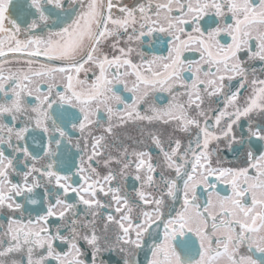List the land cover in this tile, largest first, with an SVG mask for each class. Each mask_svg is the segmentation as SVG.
I'll return each instance as SVG.
<instances>
[{"label": "snow or ice", "instance_id": "snow-or-ice-1", "mask_svg": "<svg viewBox=\"0 0 264 264\" xmlns=\"http://www.w3.org/2000/svg\"><path fill=\"white\" fill-rule=\"evenodd\" d=\"M156 34L166 55L137 52ZM0 213V264H264V0H0Z\"/></svg>", "mask_w": 264, "mask_h": 264}, {"label": "flooded vegetation", "instance_id": "flooded-vegetation-1", "mask_svg": "<svg viewBox=\"0 0 264 264\" xmlns=\"http://www.w3.org/2000/svg\"><path fill=\"white\" fill-rule=\"evenodd\" d=\"M22 2H23V0H14V3H16V4H19ZM124 3H128L129 5H131L132 3H134V0H124ZM10 13L13 15V18H15L16 11L11 7H10ZM206 20H207V18H206ZM134 46L136 47L137 52L143 51L146 54V56H148L149 58L153 54H156V55H166L167 54V38L162 37V34H156V37L148 38L142 44L134 45ZM134 59H135V54H134ZM186 76H187V74H186ZM117 89L119 90L120 94L122 96H124L125 99H127L129 103H131L133 94L131 92L126 91L122 85H117ZM29 100L33 103L35 102L34 98H29ZM170 100H171V97L166 92H164V93L157 92L155 94V96L152 98V102L158 107L166 106L170 102ZM145 108H146L145 105H141V111L142 112L145 110ZM54 109H56L57 111H63L62 108H60L59 106H56V105H54ZM71 110L76 111L75 109H71ZM105 120H106V114H101V123L104 124ZM17 126H21V125L18 123ZM150 128L155 129V130L163 133V136L165 139H167V137L169 135L179 137L182 141H185V142L190 138V135L187 133H180L178 131H173V127L171 125L154 124V125L150 126ZM68 131L73 136L74 140L77 137H79V135H80L79 132L75 129H72L70 125L68 126ZM96 131H97V134H99V132L103 131V128H99ZM116 135L120 139H123L125 141V143H127V144H134V141L143 140L144 141V146H143L144 149L152 152L154 156L158 152V149H156V147L151 143V141L147 140V138L145 136L141 135L139 124L129 123L128 125L120 127L118 129H116ZM127 137H132V140H128ZM27 142L29 144L30 151H33V150L39 151V149L41 147H43V144L38 145L36 143H33L31 135L28 137ZM221 147L223 148V145H221ZM79 155H80V153L78 152V150L76 148H74L72 145H68L66 142L62 143V145H61V158L62 159L67 158L68 164L66 166L70 167L71 172H73V173L76 172V168L79 165ZM221 155L226 157L227 160L231 161L230 164L226 163L225 166H237V161H235L232 158V156L227 152V150L223 151L221 153ZM132 175H134V173ZM13 179H14V181H19V177L15 176V174H13ZM72 180H73V183H75V184L81 183L79 174L73 175ZM212 183L216 184L217 190L220 191L222 195L230 192V187L228 185H225L223 183H218L215 180V178L212 179ZM122 184H123L124 190L129 192V193H133L134 188L138 187V183L136 181H134L132 176H129V178L126 181H122ZM75 198L76 197L74 194H70V199L75 200ZM205 199H206V193H203L201 190V193H200L201 203H203ZM21 202H23L22 198H21ZM26 207H28L29 209H36L38 211L41 210L40 205L28 204V205H26ZM83 207H84L83 205H80L81 209H83ZM179 208H180V201L179 200H177L175 202V204L173 205L171 203L170 199L166 197L165 208H164L166 218H167L169 212H172V214H174L173 209L179 210ZM36 214H37L36 211L32 212L33 216H35ZM17 215H19V214L17 213ZM4 216H5L4 213H0V222H3ZM158 232H159L160 237L162 238V235H163L162 225L160 226ZM147 239L148 238L146 237V240ZM148 243H151V241L149 240ZM145 251H147V249H145ZM149 256H150V252H149ZM139 259H140L141 264H146V257H145V253L143 251L139 254Z\"/></svg>", "mask_w": 264, "mask_h": 264}]
</instances>
